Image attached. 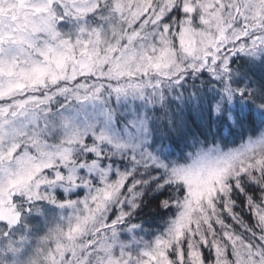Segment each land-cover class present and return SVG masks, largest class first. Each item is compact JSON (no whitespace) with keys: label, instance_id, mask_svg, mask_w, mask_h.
<instances>
[{"label":"snow or ice","instance_id":"6c2138e0","mask_svg":"<svg viewBox=\"0 0 264 264\" xmlns=\"http://www.w3.org/2000/svg\"><path fill=\"white\" fill-rule=\"evenodd\" d=\"M0 264H264V0H0Z\"/></svg>","mask_w":264,"mask_h":264},{"label":"trees","instance_id":"16d2710c","mask_svg":"<svg viewBox=\"0 0 264 264\" xmlns=\"http://www.w3.org/2000/svg\"><path fill=\"white\" fill-rule=\"evenodd\" d=\"M154 205L149 206V208H145L144 214L140 217V219L144 220L146 224L155 225L159 223L158 218L153 215Z\"/></svg>","mask_w":264,"mask_h":264}]
</instances>
